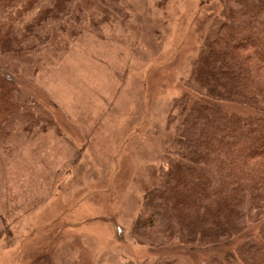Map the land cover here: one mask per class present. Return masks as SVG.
Returning a JSON list of instances; mask_svg holds the SVG:
<instances>
[{"label": "rangeland", "instance_id": "rangeland-1", "mask_svg": "<svg viewBox=\"0 0 264 264\" xmlns=\"http://www.w3.org/2000/svg\"><path fill=\"white\" fill-rule=\"evenodd\" d=\"M76 0V36L54 30L36 55L2 57L50 108L55 126L0 143V264H206L264 231L193 251L134 224L160 182L175 139L173 101L197 99L187 80L220 0ZM229 113L245 106L219 102Z\"/></svg>", "mask_w": 264, "mask_h": 264}, {"label": "trees", "instance_id": "trees-1", "mask_svg": "<svg viewBox=\"0 0 264 264\" xmlns=\"http://www.w3.org/2000/svg\"><path fill=\"white\" fill-rule=\"evenodd\" d=\"M103 1V0H102ZM112 0H104L108 4ZM187 85L198 96L177 98L168 118L175 139L160 182L144 196L137 239L152 234L193 251L219 246L264 220V0H220ZM76 0H0V58L39 54L54 30L76 36ZM0 66V143L18 131H48L55 118L18 83L17 66ZM219 102L248 108L229 113ZM206 264H264V231Z\"/></svg>", "mask_w": 264, "mask_h": 264}]
</instances>
